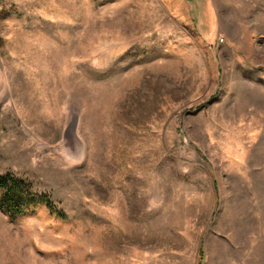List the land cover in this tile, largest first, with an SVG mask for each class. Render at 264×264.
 I'll list each match as a JSON object with an SVG mask.
<instances>
[{"label":"rangeland","instance_id":"rangeland-1","mask_svg":"<svg viewBox=\"0 0 264 264\" xmlns=\"http://www.w3.org/2000/svg\"><path fill=\"white\" fill-rule=\"evenodd\" d=\"M0 264H264V0H0Z\"/></svg>","mask_w":264,"mask_h":264},{"label":"trees","instance_id":"trees-1","mask_svg":"<svg viewBox=\"0 0 264 264\" xmlns=\"http://www.w3.org/2000/svg\"><path fill=\"white\" fill-rule=\"evenodd\" d=\"M45 207L59 218L65 214L57 210L50 196L38 192L27 180L13 173H0V210L11 219L26 215L31 209Z\"/></svg>","mask_w":264,"mask_h":264}]
</instances>
